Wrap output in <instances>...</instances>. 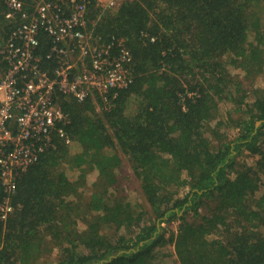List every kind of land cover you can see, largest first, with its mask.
I'll return each instance as SVG.
<instances>
[{"label": "trees", "instance_id": "obj_1", "mask_svg": "<svg viewBox=\"0 0 264 264\" xmlns=\"http://www.w3.org/2000/svg\"><path fill=\"white\" fill-rule=\"evenodd\" d=\"M26 1L32 12L38 0ZM263 9L264 0H120L105 11L94 30L105 43L126 39L134 80L110 105L97 93L58 94L67 137L54 131V146L17 179L0 264H40L56 249L54 264H264V89L244 88L228 69L264 73ZM6 11L0 1V45L14 26ZM98 12L94 0L89 21ZM39 40L52 73V40ZM225 100L243 112L228 114L232 123L219 113ZM126 161L148 217L128 201Z\"/></svg>", "mask_w": 264, "mask_h": 264}, {"label": "built area", "instance_id": "obj_2", "mask_svg": "<svg viewBox=\"0 0 264 264\" xmlns=\"http://www.w3.org/2000/svg\"><path fill=\"white\" fill-rule=\"evenodd\" d=\"M13 23L0 45V175L7 196L0 200V222L13 211L10 194L16 181L53 145L52 133L66 138L69 114L56 102L58 94L84 101L99 94L110 105L117 90L134 80L133 54L123 37L105 43L94 28L102 14L120 0H96L97 18L89 21L94 0H38L29 12L26 0H0ZM51 38L46 57L38 53L40 34Z\"/></svg>", "mask_w": 264, "mask_h": 264}, {"label": "rangeland", "instance_id": "obj_3", "mask_svg": "<svg viewBox=\"0 0 264 264\" xmlns=\"http://www.w3.org/2000/svg\"><path fill=\"white\" fill-rule=\"evenodd\" d=\"M258 16L261 18V21L264 25V9L261 10V11H258ZM228 69L230 71V73L236 77V79H240L239 81H242L243 83V87H247L249 89H254V87H256L253 91H257L256 89H264V73L261 75H258L255 79H251L252 77H254L253 75L250 77V79L248 77H245V78H242L243 76V72L234 68L233 66H228ZM235 90V88H234ZM252 90H249V91H252ZM239 93H237L235 95V97L238 96ZM243 94H247L246 92H243L241 91L239 96L240 95H243ZM238 96V98H239ZM255 98L252 96V94H250L248 96L247 94V97L245 99V101H253ZM219 113L220 115L223 117V119L226 121V123H228L227 121H229V123H232L230 122V118L228 117V114H231V116L233 118H237L238 116H240L241 114H243L242 112V109H237V106L235 105L234 102H229V101H222L221 104H220V110H219ZM258 125L260 123H257ZM227 127V128H226ZM225 130H227V136H228V139L229 140H233L235 138V136L238 134V130L237 128H234L232 127L231 124H229V126H225L224 128ZM240 160L239 161H242L244 160L243 158H239ZM128 161H126V173H128V177H129V184L128 186H125L126 187V190H127V195H128V201H131L133 202L134 206H135V211L137 212H142V213H145V217H148L149 214H150V206L149 204L147 203L146 199L143 197V194L141 193V190H140V186H139V181L138 179H136L135 175L133 174L132 172V167L129 166L130 164L127 163ZM90 180H89V185H91L93 183V181L95 180V175H92L90 174L89 177H88ZM93 189L92 188H87L86 190V195H91ZM184 193V190H180V193L179 195H183ZM79 226L81 228H85V225L81 222H79ZM178 225H179V222L178 221H174L171 225L169 226H166L167 227V233H166V236H170L171 233H177V230H178ZM168 250L171 252H174V246L173 244H170L168 246ZM58 249H56L53 253L52 256L48 257V258H44L42 260V262L40 264H54L55 261H57V255H58ZM175 257V256H174ZM176 258V257H175ZM47 259V260H46ZM50 262H49V260ZM160 261H157L159 262L160 264H170L173 262V258L172 259H164V258H160L159 259Z\"/></svg>", "mask_w": 264, "mask_h": 264}, {"label": "water", "instance_id": "obj_4", "mask_svg": "<svg viewBox=\"0 0 264 264\" xmlns=\"http://www.w3.org/2000/svg\"><path fill=\"white\" fill-rule=\"evenodd\" d=\"M258 123H260V122H258ZM258 125V124H257Z\"/></svg>", "mask_w": 264, "mask_h": 264}]
</instances>
